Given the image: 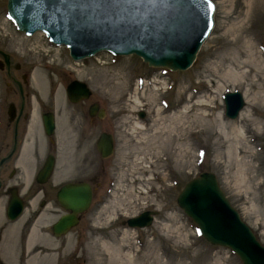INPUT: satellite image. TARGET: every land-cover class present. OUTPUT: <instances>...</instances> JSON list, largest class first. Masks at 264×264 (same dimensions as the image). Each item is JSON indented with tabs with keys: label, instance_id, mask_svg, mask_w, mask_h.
<instances>
[{
	"label": "rangeland",
	"instance_id": "1",
	"mask_svg": "<svg viewBox=\"0 0 264 264\" xmlns=\"http://www.w3.org/2000/svg\"><path fill=\"white\" fill-rule=\"evenodd\" d=\"M212 1L211 33L193 64L173 72L149 67L134 54L113 56L105 51L74 61L65 46L49 42L43 33L26 36L17 30L7 15V0H0V51L10 64L7 72L0 53V113L4 105L19 103L7 82L29 73V87L23 88L31 95L30 103L36 100L38 113L52 111L57 130L53 91L59 87L66 96L67 84L77 79L91 95L85 103L68 100L74 115L62 119L63 130H87V104L93 102L105 112L101 130H116L117 150L107 163L101 191L95 192L77 228L56 240L48 237L55 241L52 258H40L38 264H242L228 248L205 240L177 204L183 186L202 171L215 174L229 203L264 245V101L258 100L264 90V0ZM38 65L47 67L49 80L44 81L50 82L40 86L42 95L31 81ZM102 73L107 78L120 76L122 89L113 88L114 80L109 86L98 83ZM233 90L240 91L245 102L231 119L224 114L223 95ZM232 123L243 129L244 141L238 130H231ZM39 126L37 118L33 130ZM72 141L71 136L68 149ZM232 144L237 152L240 149L238 160ZM88 150L86 143L83 154ZM69 162V170L77 169L76 161ZM3 201L0 196V209ZM144 210L156 211L151 224L129 228L125 219ZM4 226L1 218L0 260L25 264L21 237L16 236V252L10 250Z\"/></svg>",
	"mask_w": 264,
	"mask_h": 264
},
{
	"label": "water",
	"instance_id": "2",
	"mask_svg": "<svg viewBox=\"0 0 264 264\" xmlns=\"http://www.w3.org/2000/svg\"><path fill=\"white\" fill-rule=\"evenodd\" d=\"M7 12L19 31L27 35L44 31L55 43L67 44L75 60L107 49L116 55L134 53L150 66L173 71L192 65L214 24L211 0H7ZM0 53L8 63V55ZM67 92L73 102L90 94L86 85L76 80L67 86ZM244 102L239 91L226 93V116L235 118ZM96 108L91 107L90 113L94 114ZM139 115L143 117L144 113ZM43 120L45 130H54L52 113H46ZM98 146L103 156L109 155L111 139L103 134ZM52 165L53 160H47L40 175H47ZM58 200L71 210L53 225L55 234L61 235L77 223V213L88 208L90 187L84 183L65 184L58 192ZM176 201L209 243L231 249L243 264H264V246L231 206L215 174L201 172L189 180ZM14 205L17 210L13 212ZM20 210L21 202L13 196L8 217L15 219ZM154 214L156 211H143L127 219V224L146 227Z\"/></svg>",
	"mask_w": 264,
	"mask_h": 264
},
{
	"label": "flooded vegetation",
	"instance_id": "3",
	"mask_svg": "<svg viewBox=\"0 0 264 264\" xmlns=\"http://www.w3.org/2000/svg\"><path fill=\"white\" fill-rule=\"evenodd\" d=\"M3 64L9 72L10 64L5 62ZM3 64L0 63V68H3ZM16 68L18 69L19 66ZM28 74L22 73L21 80L12 77L7 82V86L18 96L19 103L18 105L13 103L4 105L0 113V196L4 197L0 219L2 218L6 225L13 224L18 220L21 221L18 231V235L21 237L19 251L23 259L22 263L25 264L28 258L27 237L34 221L42 212L45 213L44 232L46 235L55 240L61 237L55 236L53 225L60 216L71 213V210L65 209L59 202L58 192L60 188L67 183H84L88 184L91 189V203L87 210L77 213V223L70 229L73 230L82 223L84 214L93 204L95 192L101 191L107 163L109 160L113 161L112 158L117 150L116 130H101V117L96 113L94 115L89 114V104H87L89 118L87 130L84 128H82L83 130H77L78 128L56 130L54 128L48 132L44 127L43 116L51 111L37 113L39 114V130L35 132L33 127L31 129L30 120L33 105L32 102L30 103V93L25 92L23 88L24 86L29 87ZM78 102L85 103V100ZM103 132L112 133L113 148L109 157H103L98 146ZM8 136L9 139L5 142ZM71 136L74 137L73 146L70 145L68 149L67 145ZM86 143L89 145V150L88 154L85 155L82 152V147ZM25 144L29 147L28 153L31 151L35 158L28 182L24 177L21 164L18 163ZM68 158L69 161L74 160L78 163L77 169L69 170L73 164L67 162ZM49 159L53 160L51 171L47 175H40L45 162ZM61 159L62 167L59 166ZM71 173L75 174L71 177ZM172 185L174 186L175 183L173 182ZM13 196L21 202V210L17 217L11 220L7 216V208ZM16 210L17 206L14 205L12 211ZM53 217L56 218L52 220Z\"/></svg>",
	"mask_w": 264,
	"mask_h": 264
},
{
	"label": "bare ground",
	"instance_id": "4",
	"mask_svg": "<svg viewBox=\"0 0 264 264\" xmlns=\"http://www.w3.org/2000/svg\"><path fill=\"white\" fill-rule=\"evenodd\" d=\"M53 63H49L50 66H52ZM65 70L70 71L71 68L69 67H64ZM46 70L47 67L45 66H41L38 65L34 71L31 74V81H32V85H34L37 89L36 92L39 94H44L45 90L42 89V87L40 88V86L42 85H46L49 84L50 82L44 81L45 79L49 80V78L46 75ZM39 75V76H38ZM115 79L117 81H115ZM121 79L120 76H115L113 78H107L106 75H104L103 73L101 74V76L96 78V81L98 83H100L102 86H109L111 81L114 80L113 82V88L115 89H122V82L119 81ZM225 81L227 82H231L229 79H225ZM156 86V84H155ZM151 98V96H150ZM152 99V98H151ZM257 99V98H256ZM139 99L137 97H135V101H138ZM259 101H264V90H263V94L258 98ZM32 105H33V110L31 112V120H30V127L32 129L33 124L35 122V120L38 118V110H37V106H36V100L32 99ZM52 105L54 107L55 112L58 114L56 117L58 119V127L57 130H63L64 127L61 124L62 123V119L63 120H69L73 117V112L71 111V109L69 110L68 107V98L67 96H64V94L62 93L61 89L59 87L55 88V90L53 91V96H52ZM241 115V114H240ZM57 124V123H56ZM136 125H139V122H136ZM222 126H224V123L222 122ZM226 127V126H225ZM224 127V128H225ZM231 128V130H238V132L241 133V136L239 137L241 139V141H244L243 138H245V134L243 132L242 128H235V124H230L229 126ZM258 127H256L257 129ZM258 131V130H255ZM226 131H223V133ZM225 135H228V133H225ZM251 141V140H250ZM235 144L237 145L238 142H235ZM233 148L234 151V159L238 160L239 158V154L240 153V149L237 152V147L234 146L232 144L231 146ZM27 148V150H26ZM29 147H27V144L24 145L23 148V154L21 155V157L19 158L18 163L21 164V169L23 171L24 177L25 179L28 180L30 179L31 176V171L33 168V165L35 163V158L33 153L30 151V153H28ZM136 179H134L133 182H135ZM45 213L42 212L34 221L33 225H32V229L27 237V242H26V248H27V262L26 264H38L40 258L47 260V259H51L53 254H49L51 252L50 249H52V247L55 245V241H51L48 236L46 235V233L44 232L45 228H44V224H46V221L44 219ZM0 217H1V209H0ZM21 226V221L18 220L16 222H14L13 224L10 225H6L4 226V230H2V234H9V249L16 252V236L18 234V231L20 229Z\"/></svg>",
	"mask_w": 264,
	"mask_h": 264
},
{
	"label": "snow or ice",
	"instance_id": "5",
	"mask_svg": "<svg viewBox=\"0 0 264 264\" xmlns=\"http://www.w3.org/2000/svg\"><path fill=\"white\" fill-rule=\"evenodd\" d=\"M209 7H211V3L209 2Z\"/></svg>",
	"mask_w": 264,
	"mask_h": 264
}]
</instances>
